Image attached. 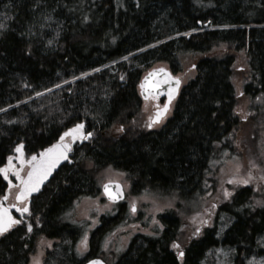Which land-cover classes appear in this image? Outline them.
Wrapping results in <instances>:
<instances>
[{
    "label": "trees",
    "instance_id": "trees-1",
    "mask_svg": "<svg viewBox=\"0 0 264 264\" xmlns=\"http://www.w3.org/2000/svg\"><path fill=\"white\" fill-rule=\"evenodd\" d=\"M184 55L195 60L194 77L179 89L165 124L143 129L141 76L157 64L176 74ZM237 60L246 69L243 94L264 106V0H0V169L19 145L30 156L78 123L91 133L74 147L72 164L32 198L40 220L33 234L16 228L0 238V264H26L36 235L54 242L46 264L100 256L125 207L100 216L80 257L75 248L86 228L74 210L80 199L100 196L105 169L124 173L136 194H173L184 204L214 189L221 152L237 142L241 123ZM253 113L247 119L255 124ZM259 125L264 129V118ZM114 126L122 128L117 135ZM4 188L0 175V197ZM250 195L248 187L236 188L220 205L233 223L221 237L207 229L181 261L170 250L180 228L170 210L157 217L158 235L134 237L117 264H209L207 252L219 243L235 247L233 264H244L240 252H255L264 226V210L251 213L244 204Z\"/></svg>",
    "mask_w": 264,
    "mask_h": 264
},
{
    "label": "rangeland",
    "instance_id": "rangeland-1",
    "mask_svg": "<svg viewBox=\"0 0 264 264\" xmlns=\"http://www.w3.org/2000/svg\"><path fill=\"white\" fill-rule=\"evenodd\" d=\"M220 46V50L222 51ZM213 55V54H211ZM216 55V54H214ZM181 61V71L175 76L179 77L182 85L186 84L194 77V69L192 68L194 59L190 55H184ZM167 66L166 64H157ZM246 69L241 61L237 60L233 71V78L236 82L237 104L235 112L241 120L239 130L235 136L232 148L221 152L220 166L214 178V189L210 192L202 194L184 204V199L175 198L173 194L169 196H159L156 193H145L140 195H132L129 185V179L120 171L113 169H105L98 174L100 184L114 180L119 182L125 191V202L127 205V215L125 221L120 226L115 227L109 237L104 240L103 254L101 257L112 264V259L117 256L127 244L129 238L137 233L145 235H155L160 228L158 223V215L173 210L179 216L181 222L180 237L174 245L175 252L182 250L185 243L193 238L200 237L204 232V227L209 228L216 225L218 220V208L221 204L226 202L230 195L235 192L239 186H248L252 190L250 203L252 205L264 206V129L259 125V122L264 118V106H262L261 99L257 98L249 100L241 90V81L245 78ZM142 102V101H141ZM262 106V107H261ZM258 107V109H257ZM260 107V108H259ZM141 113L139 122L143 129H148V119L151 118L152 106L151 102L143 101L141 104ZM171 109L167 111V118L172 114ZM255 112L257 120L255 124L249 123L252 112ZM157 125H153L156 128ZM151 129V128H150ZM122 128L114 126L112 128L113 134H119ZM234 138V137H233ZM14 157L19 154L13 153ZM26 168L23 169L24 175ZM244 181H247L245 183ZM213 186V187H214ZM17 192L16 187L9 190V202H14V195ZM155 192V191H154ZM183 205L177 208L176 205ZM22 207V204L20 205ZM113 204L96 198H82L75 206L74 218L78 221L85 222V233L78 241L75 251L76 255L80 257L86 251L87 240L85 234L89 232L98 222V217L102 214L111 213ZM226 218V216H225ZM228 223L229 219L221 220ZM40 224V220L37 221ZM36 224V225H37ZM220 233V232H218ZM260 244L264 247V236L260 237ZM32 252L29 254L28 264H46L45 257L55 250L54 242L42 235L35 236L33 242ZM209 264H232L233 251L231 248H219L212 250L207 256ZM251 264V260L248 261ZM205 264V261L203 262ZM252 264H264V258H257L252 261Z\"/></svg>",
    "mask_w": 264,
    "mask_h": 264
},
{
    "label": "water",
    "instance_id": "water-1",
    "mask_svg": "<svg viewBox=\"0 0 264 264\" xmlns=\"http://www.w3.org/2000/svg\"><path fill=\"white\" fill-rule=\"evenodd\" d=\"M181 85V80L177 76H173L171 72L163 66L154 67L147 72L143 74V76L140 79L138 89L139 94L142 99H147L148 97H164V104L161 108L156 110V114L153 117L152 122L159 121V119L165 114V112L168 110L170 103L175 99V97L178 94L179 88ZM171 94V98H170ZM165 105H167V108L165 109ZM77 125H82V128L77 129ZM75 126H72L70 128H67L61 134L58 136L57 140L51 143L50 145L44 147L42 150L38 151L36 154L31 155V157L22 163L21 169L23 166H28V170L25 173V175L22 176L20 181L16 183L18 185V191L15 195V203L20 204L24 202V207L29 210V204L31 201V198L35 195H37L43 188V186L52 178L54 173L64 164V163H71L70 156L73 152L74 146L80 145L83 141L87 140L89 137L88 133H84V124L80 123ZM70 130H72L70 132ZM65 133H68V135H65ZM64 137L61 141V137ZM68 139V140H67ZM60 144L61 147L59 149H56L53 151V153H45V149L52 148L53 145ZM63 145H67L68 147L65 149L63 148ZM19 147V150H18ZM14 152L22 155V147L18 146ZM63 151L66 158L59 159L58 162L55 163V166L50 169V171L47 172V176L44 179H39L41 172L44 170V168L47 167L48 163L55 157V155L59 152ZM41 153H45L44 157H41ZM33 156L36 157V160L33 161ZM33 173L32 180H29V173ZM2 177L4 178V174L0 173ZM36 181L38 182V186L36 187L35 191H28V188L31 187ZM27 182V183H26ZM13 184L8 183L6 185V191L4 196L2 197L3 200H5L9 193V188ZM101 192L105 199L109 202H118L123 199L124 192L122 189V185L117 181H108L104 182L101 185ZM23 193L22 198H19L21 194ZM16 206L17 205H12ZM11 206V208H12ZM22 208V209H23ZM7 210V215L3 216V219L5 222L8 221L9 217L12 219L9 209H3ZM3 210H0V215L3 214ZM27 210V211H28ZM26 211V212H27ZM9 227L7 228V230ZM6 230V231H7ZM4 231V232H6ZM0 232V233H4ZM97 262V264H105L103 260L100 258H92L90 260H87L84 262V264H90V262Z\"/></svg>",
    "mask_w": 264,
    "mask_h": 264
},
{
    "label": "flooded vegetation",
    "instance_id": "flooded-vegetation-1",
    "mask_svg": "<svg viewBox=\"0 0 264 264\" xmlns=\"http://www.w3.org/2000/svg\"><path fill=\"white\" fill-rule=\"evenodd\" d=\"M145 101H149V102H151V106H152V112L153 111H155V110H157L159 107H161L162 105H163V103H164V97H152V96H150L147 100H145ZM168 118H167V113L156 123V124H152L151 123V118L150 119H148V123H149V125H151L150 127H149V125H148V127L149 128H151V130H156V129H159L160 127H162L164 124H165V122H166V120H167ZM153 125H157V127L156 128H153ZM23 162H25L23 159H20V160H13V161H11L10 163H8L7 165H6V171H7V178H6V180H4L5 181V183H11V184H16V182L20 179V175H21V172H22V169H21V165H22V163ZM109 181H114V180H109ZM129 185H130V183H129ZM239 187H248V186H245V185H243V186H239ZM123 188V187H122ZM130 188H131V186H130ZM123 192H124V198L121 200V201H119V202H115V203H111V204H113V206H115V208H113V210H112V212L111 213H107V214H105V215H116L118 212H119V207L121 206V205H123L124 207H125V209H126V212H128L129 210L127 209V205H126V202H125V191H124V189H123ZM250 192H251V195H252V190L250 189ZM234 193V192H233ZM233 193L230 195V197L233 195ZM131 194L132 195H140V194H136L134 191H133V189L131 188ZM141 194H144V193H141ZM250 195V196H251ZM10 197V196H9ZM9 197L7 198V199H5V200H3L2 199V197L0 198V210H3V209H6V208H8L10 211H11V214H12V220H18L19 221V223H15V224H12L11 225V227L5 232V233H0V238H2V237H4L5 235H7L8 233H10L11 231H13L14 229H16V228H24V230L29 234V235H32L33 234V232H34V228H35V226H34V224H37V217H36V215L34 214V213H32V211H31V209H30V207H29V211H27V212H24V211H21L20 210V208L17 206H12L13 204H12V202H9ZM99 198H103V196H102V194H101V184H100V196H99ZM104 199V198H103ZM230 199V198H229ZM229 199L226 201V202H228L229 201ZM104 201H106L105 199H104ZM226 202H224L223 204H221V206L222 205H224ZM244 204H245V206L246 207H248V210L251 212V213H253V212H255V210H260V209H263L264 210V206H263V204L262 205H252L251 203H250V198H248V200H245V202H244ZM11 206H12V208H11ZM30 206H31V202H30ZM128 210V211H127ZM129 213V212H128ZM102 215H104V214H102ZM218 215L219 216H221V217H217V221L215 222V224L216 225H214V226H211V227H209V228H206V227H204V232L207 230V229H213V228H215L216 229V232H215V235H217V237H221L223 234H224V231L229 227V225H231L232 223H233V218H231V216H228V215H226L224 212H222V210L220 211V207L218 208ZM101 216V215H100ZM100 216L98 217V219L96 220L98 223L91 229V230H89V232L90 231H93L96 227H98L99 225H100ZM225 216H226V218H228L229 219V222L228 223H226L225 224V222H222L221 220H224V219H226L225 218ZM178 218H179V216H178ZM74 221H77V222H80V221H78L77 219H75L74 218ZM124 222L125 221H127V220H123ZM82 222V221H81ZM84 222V221H83ZM123 222V223H124ZM179 222H180V219H179ZM121 225V223H119V224H117L116 226L114 225V227L112 226L111 227V229H110V231L108 232V234H107V236L105 237V239L107 238V237H109V235L111 234V232L114 230V228L115 227H118V226H120ZM36 227H39V225L37 224L36 225ZM159 229L156 231V233H155V235H158V231L161 229V226H160V224H159ZM89 232L88 233H86L85 234V237H88V235H89ZM180 232H181V222H180V228H179V231H178V235H177V238L176 239H174L171 243H170V250L178 257V259L181 261L182 260V257H183V255L181 256L180 255V253L182 252H184V248L192 241V240H194V239H197V238H193V239H191V240H189V241H187L186 243H185V245L183 246V248H182V250H180L179 252H175V250H174V245H175V243L177 242V240H178V238L180 237ZM203 232V233H204ZM218 232H220V233H218ZM142 235H144V236H149V235H145V234H142V233H137V234H134V235H132L130 238H129V240H128V242H127V244L124 246V248L121 250V251H119V253L117 254V256H115L113 259H112V264H117V261H118V259L126 252V250L128 249V247H129V245H130V242H131V240L134 238V237H136V236H142ZM203 235V234H202ZM201 235V236H202ZM200 236V237H201ZM261 236H264V226H263V230H262V232L260 233V234H257L255 237H254V244H253V246L255 247V252L254 253H251V254H249L248 256H243L242 255V252L243 251H241L240 252V255H239V259H244V264H250V263H248V261H250L251 260V264H252V261H253V258H254V260L255 259H257V258H264V247L263 246H261V244H260V237ZM199 238V237H198ZM104 239V240H105ZM86 240H87V238H86ZM103 245H104V241H103V243L101 244V246H100V250H101V254H103ZM32 248H33V246H32ZM31 248V251L29 252V254L32 252V249ZM219 248H228L226 245H223V244H220L219 243V245L217 246V247H214V248H211L210 250H209V252H207L208 254L210 253V252H212V250H215L216 251V249H219ZM229 248H231L232 249V251H233V261H234V258H235V256L237 255V251H236V249H235V247H229ZM86 250H87V247H86ZM86 252V251H85ZM29 254L27 255V260H26V264H28L29 263ZM85 254V253H84ZM83 254V255H84ZM96 257H100V258H102L101 257V255L100 256H94V257H92V258H96ZM89 259H91V258H89ZM89 259H87V260H89ZM87 260H85L84 262H86ZM105 261V260H104ZM233 261H232V264H233ZM83 262V263H84ZM105 263L107 264V262L105 261ZM203 264V263H202Z\"/></svg>",
    "mask_w": 264,
    "mask_h": 264
},
{
    "label": "snow or ice",
    "instance_id": "snow-or-ice-1",
    "mask_svg": "<svg viewBox=\"0 0 264 264\" xmlns=\"http://www.w3.org/2000/svg\"><path fill=\"white\" fill-rule=\"evenodd\" d=\"M170 98H171V94H170ZM166 108H167V105H165V109H166ZM150 126H151V125H149V127H150ZM82 127H83L82 125H77V126H76L77 129L82 128ZM71 131H72V130H70V132H71ZM65 135H68V133H65ZM88 135L90 136L91 133H88ZM63 138H64V137L62 136V137H61V141L63 140ZM60 147H61L60 144L53 145L52 148H50V149H45V153H53L54 150L59 149ZM67 147H68L67 145H63V148L66 149ZM18 150H19V147H18ZM45 153H41V157H44ZM62 158H66L65 155H64V152H63V151H59V152L55 155V157H54V158L48 163L47 167L44 168V170L41 172L39 179L42 180V179L46 178V176H47V172L50 171V169H51L52 167L55 166V163L58 162V160H59V159H62ZM10 159H11V158H10ZM32 159H33V161H35V160H36V157L33 156ZM0 173H3V174L5 175V178H7V171H6V169H0ZM32 177H33V173L30 172V173H29V180H30V181L32 180ZM38 182H39V181H36L31 187H29V188H28V191H35V190H36V187L38 186ZM244 182L247 183V181H244ZM26 183H27V182H26ZM22 196H23V193L21 194V196L18 197V199H19V198H22ZM20 210L26 212L28 209L25 207V208L20 209ZM6 215H7V210H3V214L0 215V232H4V231H6L7 228H8V227H11L12 224L19 223L18 220H12L10 217H9L8 221L5 222L4 219H3V216H6ZM180 255L182 256L183 253L181 252ZM90 264H97V262H94V261H93V262H90Z\"/></svg>",
    "mask_w": 264,
    "mask_h": 264
}]
</instances>
